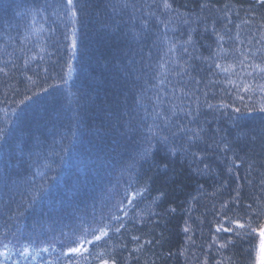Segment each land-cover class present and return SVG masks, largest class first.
Instances as JSON below:
<instances>
[{"label":"snow or ice","instance_id":"obj_1","mask_svg":"<svg viewBox=\"0 0 264 264\" xmlns=\"http://www.w3.org/2000/svg\"><path fill=\"white\" fill-rule=\"evenodd\" d=\"M13 7L21 9L20 19L25 23L23 33L18 25L16 39L9 35L0 48L9 57L0 61V76L11 77L19 71L31 85H26L22 93L20 104L25 107L20 112L24 113L28 102L39 95L34 91L36 87L48 91L42 83L50 78L47 65L55 55L49 49H68L57 73L66 87V107L59 116L66 114L68 123L55 129L53 135L59 139L53 143L46 146L38 136L30 134L14 151L7 145L15 128L7 121L0 126V152L4 153L0 169V218L4 221L0 226V264H8L14 247H9L11 241H3L9 235L24 236L21 221L29 216L44 217L46 202L48 227L45 229L43 221H38L40 232L36 234H55L59 227V236L53 235L54 243L35 254L51 249L64 258L63 264H91L94 254L87 245H106L112 239L110 234H120L129 222L135 224L137 220L163 215L153 211L160 207V199L149 201L145 209H139L134 202L136 197H143L147 187L143 192L132 190L133 172L149 160L157 164L155 155L160 152L170 162L182 159L196 176L213 173L214 157L224 162L229 177L236 181L241 179L237 169H245L244 183H237L231 189L235 196L221 206L222 218L234 224L235 229L217 228L234 232L237 240L220 244V248L244 241L250 246L244 264H264V0H247L246 4L233 0H43L31 6L0 2V9L6 13ZM90 25L98 41L112 49L105 63L110 65L115 92L113 103L98 109L100 122L95 128L88 117L96 108L99 83L87 68L92 62L87 34ZM58 29L63 41L57 38ZM224 84L228 87H220V91L230 98L234 96L233 102L211 103L210 93L215 97L214 89ZM73 87L76 91H72ZM237 102L241 106H234ZM215 112L228 117L236 130L234 137L230 138L222 128L211 127L207 113ZM85 139L89 145L92 139L108 141L111 150H123L116 152L122 158L134 150L133 162L125 168L129 179L123 194L119 200H115V194L105 197L101 205L110 204L108 214L99 217L95 205L91 214L80 209L78 201L82 195L87 197V193L82 194L81 184L66 183L73 168L91 167L80 159L87 150ZM110 154L104 153L103 160ZM13 161L16 166L9 169ZM162 167L167 177L169 165ZM95 171L97 178L102 179L99 170ZM253 172L258 175L254 177ZM245 185L251 202L242 200ZM226 186L228 180H222L220 187ZM199 187L203 189V185ZM256 187L260 188V195L254 194ZM60 192L70 193L71 198ZM229 204L233 207L229 208ZM166 211L175 213L176 208ZM31 235L28 233L29 239ZM141 239L132 237L136 252L156 242L146 239L141 243ZM30 254V244H21L16 252L26 261ZM106 257H111L107 249L95 253L97 264H117L115 258ZM47 264L61 261L50 259ZM204 264L208 262L205 260Z\"/></svg>","mask_w":264,"mask_h":264},{"label":"trees","instance_id":"obj_2","mask_svg":"<svg viewBox=\"0 0 264 264\" xmlns=\"http://www.w3.org/2000/svg\"><path fill=\"white\" fill-rule=\"evenodd\" d=\"M0 2L31 6L35 3H43V0H0ZM182 2L190 3L192 0H182ZM219 2L223 3L225 0H219ZM233 3L246 4L247 0H233ZM20 12L21 9L15 7L7 13L0 9V48L3 47L9 35L16 39L18 25L20 26L19 31L23 33L22 25L25 21H21ZM87 34L92 55V62L87 68L91 76L99 82L96 86V108L88 113V117L94 121L92 127L95 128L100 122L98 109L113 103L115 97L110 65L105 63L106 60L110 59L112 49L108 44L98 41L95 31L91 30V25ZM57 38L63 41L59 29ZM8 51L11 52L12 48L9 47ZM49 51L55 53L52 57L53 62H49L47 65L51 70V74L47 82L42 83V87L47 88L48 91L43 92L40 86L36 87L34 91L39 95L33 96L32 101L28 102L26 112H20V108L25 107L20 104V101L23 98L22 93L25 86L31 87L29 82L24 79L19 71H14L11 77L0 76V126H3L7 121L10 122L11 127L15 128L14 137L7 145L11 151L17 148L21 140H27L30 134L38 136L47 146L53 143L54 139H59L58 136L54 137L53 135L55 129L60 128L62 123H68L66 114L63 117L59 116L62 109L66 107V87L62 85L57 73L60 72V67L64 64L69 50L59 47L50 48ZM18 55L19 53H17ZM5 59H9V57L0 52V61ZM17 63L19 64L20 61H17ZM31 74L30 72L29 75ZM222 78L218 77V79ZM34 79L36 78L34 77ZM78 84L79 81H77ZM55 85H58V87H50ZM220 87L227 88L228 86L224 84L215 88V97L210 93L209 101L213 104H219L221 100L225 103H232L234 96L232 98L228 97L220 91ZM72 91H76V87H73ZM247 102L246 100L245 103ZM234 106L241 105L237 102ZM207 115L209 121H212V128L224 129L230 138L235 136L236 130L232 128L227 116H221L220 112L207 113ZM18 116L23 118L18 119ZM213 117L218 120V123ZM84 144L87 150L81 155L80 159L91 167L81 165L78 168H73L72 173L66 177V183L71 184L78 181L82 186V194L87 193V197L82 195L81 200L78 201L81 210H86L91 214L92 205H95L97 217L101 214L107 215L110 204L107 207H102L101 201L113 194H115V200L120 199L126 187V181L129 179L125 168L133 162L131 157L134 155V150L130 149L122 158L116 152H123V150H111L108 141L100 143L98 140L92 139V143L89 145V140L85 139ZM109 152L111 154L108 159L103 160L104 153ZM97 156L101 159H97ZM3 158L4 153L0 152V169L3 168ZM101 160H103V163H101ZM155 160L160 165L159 168L157 164H153L149 160L142 168L137 167L133 172L132 190L139 189L143 192V189L147 187L148 191L144 192L143 197H136L134 202L138 204L139 209H145L149 201L160 199L162 200L160 207L154 208L153 211L163 215L154 216L144 221L137 220L135 224L129 222L125 229H121L120 234H110L112 239L108 240L106 245L102 244L100 247L87 245L89 251L94 254L91 264H97L95 253L103 252L105 249L111 253V257L106 258H115L117 264H204L205 260L208 264H244L247 255L246 250L250 247L249 244L238 240L234 247L229 244L228 248L221 249L220 244L237 240V238L234 232L217 231V228L222 226L235 229L234 224H229L226 218H222L221 206L225 201L235 196V192L231 189L236 188L237 183H244L245 169L243 167L237 169L241 174V179L236 181L235 178L229 177L224 162L216 160L215 157L212 161L214 171L211 175L206 176L194 175L186 162L180 158H176L175 162H170L164 157L163 152L157 153ZM165 163L169 165L167 177L163 175L162 165ZM15 166L13 161L9 164V169ZM96 169L99 170V176L102 179L97 178ZM29 170L31 171V169ZM217 172L220 174L216 175ZM257 175L256 172H253L254 177ZM222 180H228V186L221 188ZM254 183L258 184V181H254ZM200 185H203V189H200ZM161 193H163V196H161ZM254 194H261L259 187L255 188ZM60 195L71 198L70 193L60 192ZM249 195V188L245 185L242 191L243 202H251L248 200ZM141 199H143V203H140ZM115 200H112L111 203H115ZM170 207L176 208V212H167L166 210ZM231 207L233 205L229 204V208ZM68 211H71V209H68ZM241 211H243V204L241 205ZM119 214L122 215V213ZM228 216H232V213L228 212ZM41 220L45 229H47V202L44 217L29 216L21 221L20 227L25 233L24 236L14 238L9 235L3 241L4 243L11 241L9 247L14 246L8 264H14V261L17 260L20 261V264H42V262L47 264L50 259H59L63 264L64 258L59 256L58 253L51 252V249L48 253L35 254L39 252L40 248L54 243L51 239L53 235L59 236V227H57L55 234L48 232L47 236L43 234L38 236L36 234L40 232L38 221ZM3 222V218H0V226L3 225ZM61 223H67V221ZM34 226L35 231H33ZM186 228L189 231H185ZM64 230L67 231L68 229L65 228ZM28 233H32L30 239ZM133 236L142 237L141 243L146 239H152L156 242L151 246L146 245L140 252H136L134 249L137 244L132 240ZM17 239L20 240V243L16 242ZM21 244H30L31 246L32 254L28 256L27 261L16 255ZM124 245H127V247H124ZM56 247H59V245H56ZM0 248H2V244H0Z\"/></svg>","mask_w":264,"mask_h":264}]
</instances>
